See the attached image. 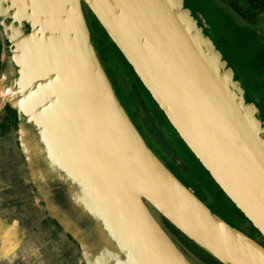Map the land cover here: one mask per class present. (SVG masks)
<instances>
[{
	"label": "water",
	"instance_id": "1",
	"mask_svg": "<svg viewBox=\"0 0 264 264\" xmlns=\"http://www.w3.org/2000/svg\"><path fill=\"white\" fill-rule=\"evenodd\" d=\"M207 28L186 0H0L22 171L84 264H209L188 243L217 264H264V246L176 173L162 132L264 240V112ZM102 47L130 72L111 73Z\"/></svg>",
	"mask_w": 264,
	"mask_h": 264
},
{
	"label": "rangeland",
	"instance_id": "2",
	"mask_svg": "<svg viewBox=\"0 0 264 264\" xmlns=\"http://www.w3.org/2000/svg\"><path fill=\"white\" fill-rule=\"evenodd\" d=\"M186 1L208 27V32L236 71L239 79L257 100V103L260 102L258 103L260 108L264 107V104L261 103V100L264 102V98L260 97L264 93V80H257L256 76H253L255 74L261 77L262 73L255 67L251 59L252 50L261 43V40L255 37L250 45L241 48V43L234 37L235 32L230 31L226 21L223 20L224 16L211 1ZM236 21L240 24L238 20ZM101 52L111 73L119 71L128 74L130 72L125 63L121 65L115 56L110 55L111 48L102 47ZM1 57L3 58V52ZM252 77L253 80H257V85H260L263 91L253 84ZM257 93L260 94L257 95ZM3 102L0 97V120ZM156 117L152 119L158 123L161 117L158 114ZM16 125L10 121L7 127L0 129V264H84L79 246L75 241L65 236L60 227L48 215L44 203L22 171L26 166L16 142L18 135ZM162 132L173 152L184 162L183 167L172 166L186 184L192 189L198 190L197 193L201 198H203L201 193L203 192L208 201H213V196H215L224 209L228 210L234 207L194 155L183 145L175 132L170 130L167 125L164 126ZM157 150L166 157L162 149ZM212 207L219 213L222 211L220 208ZM242 223L240 225L233 222L258 242H264L258 233L251 232L252 227L248 222L243 220ZM171 232L179 241L182 240L180 233L176 230ZM180 243L185 244L184 240ZM187 245L200 253L209 264H217L212 257L192 243Z\"/></svg>",
	"mask_w": 264,
	"mask_h": 264
},
{
	"label": "flooded vegetation",
	"instance_id": "3",
	"mask_svg": "<svg viewBox=\"0 0 264 264\" xmlns=\"http://www.w3.org/2000/svg\"><path fill=\"white\" fill-rule=\"evenodd\" d=\"M220 1L224 5H226V7L221 8V10L219 9L221 14L224 16L223 20L226 21V24L229 26L230 31H232L233 33L235 32L234 37H236L237 40L241 43V48H245L246 46L250 45L251 42L254 41L255 37L261 40V43H259V45L254 50H252L253 53L251 59L255 67H257L260 70V73H262V76L259 77V80L260 81L261 79L264 80V0H220ZM217 4L219 3L216 1V4L214 3V6H216ZM236 20H238L240 24H238ZM237 32L238 34H236ZM243 52L245 51L243 50ZM1 54H2V43L0 39V70L2 66ZM262 98H264V96ZM3 103L4 105H3V110L1 112L2 118L0 120V129L7 127L10 121L16 124L18 121L16 112L9 106V104L5 102ZM261 103L262 105L264 104L262 100ZM261 109H263L264 111V107H262ZM16 142L20 149V141L18 135L16 137ZM213 198L215 201L214 200L208 201L205 195L203 194V198L201 199L207 202V204L212 209H213L212 206L222 209L220 213L214 209L213 210L217 212L220 216H222L225 220H227L230 224L236 226L235 224H233V222L238 223L240 225L243 224L242 223L243 220L247 222L244 219L243 215L237 210L236 207H232L228 210L224 209L221 206V204L218 202L217 198L215 196H213ZM228 219L231 220L232 222H230ZM54 222L57 224L55 220ZM250 230L251 232L258 233L253 227ZM246 234L251 237V235H249L248 233ZM68 237L71 239L70 236ZM261 244L264 246V242H261Z\"/></svg>",
	"mask_w": 264,
	"mask_h": 264
},
{
	"label": "trees",
	"instance_id": "4",
	"mask_svg": "<svg viewBox=\"0 0 264 264\" xmlns=\"http://www.w3.org/2000/svg\"><path fill=\"white\" fill-rule=\"evenodd\" d=\"M221 191V190H220ZM222 192V191H221ZM244 217V216H243ZM245 219V218H244ZM246 220V219H245Z\"/></svg>",
	"mask_w": 264,
	"mask_h": 264
}]
</instances>
